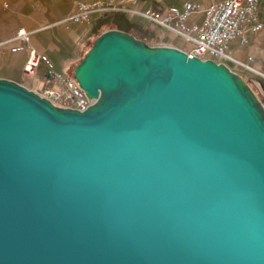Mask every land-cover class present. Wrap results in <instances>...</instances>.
<instances>
[{
  "label": "water",
  "instance_id": "water-1",
  "mask_svg": "<svg viewBox=\"0 0 264 264\" xmlns=\"http://www.w3.org/2000/svg\"><path fill=\"white\" fill-rule=\"evenodd\" d=\"M93 101L0 78V264H264V105L223 62L115 28Z\"/></svg>",
  "mask_w": 264,
  "mask_h": 264
},
{
  "label": "crops",
  "instance_id": "crops-1",
  "mask_svg": "<svg viewBox=\"0 0 264 264\" xmlns=\"http://www.w3.org/2000/svg\"><path fill=\"white\" fill-rule=\"evenodd\" d=\"M119 1L122 2L119 9L108 10L125 13L127 28L99 23V18L108 10L92 13L88 21H73L70 16L79 0H0V78L21 83L41 95L49 88H65L64 81L74 79V67L93 39L108 28L132 33L150 45L175 46L183 51L193 47V41L178 27L160 28L142 14L147 8L158 12L179 9L186 0ZM189 1L197 3L198 9L187 18L188 24L200 22L203 10L214 0ZM257 18L262 23L261 29L247 31L246 43H240L236 37L227 47V55L243 65L226 60L244 79H249L264 104V0H257ZM19 28L29 32L28 41L16 37ZM156 29L157 34L148 31ZM31 50L37 52L40 60L33 74L26 75L23 66Z\"/></svg>",
  "mask_w": 264,
  "mask_h": 264
},
{
  "label": "built area",
  "instance_id": "built-area-1",
  "mask_svg": "<svg viewBox=\"0 0 264 264\" xmlns=\"http://www.w3.org/2000/svg\"><path fill=\"white\" fill-rule=\"evenodd\" d=\"M121 1L102 0L94 3L77 2L70 19L76 22L88 21L95 12L108 9H119ZM198 9V4L189 0L183 2L179 9L158 12L151 8L145 9L142 14L154 25L172 29L178 27L180 32L194 43L193 47L185 51L189 56L202 59L211 58L231 59L234 63L242 64L237 59L227 55L229 43L239 37L240 43L248 41L247 31L261 29L262 23L257 18V0H214L204 10L200 22L187 23L186 20ZM16 37L28 41L29 32L19 28ZM40 56L31 50L23 66L26 75L33 74L38 65ZM65 88H49L43 96L62 106H69L79 110L85 109L92 99L88 98L74 79L64 81Z\"/></svg>",
  "mask_w": 264,
  "mask_h": 264
},
{
  "label": "rangeland",
  "instance_id": "rangeland-1",
  "mask_svg": "<svg viewBox=\"0 0 264 264\" xmlns=\"http://www.w3.org/2000/svg\"><path fill=\"white\" fill-rule=\"evenodd\" d=\"M97 1H102V0H79V2H84V3H89V2H91V3H93V2H97ZM117 1H119V0H117ZM121 5V4H120ZM123 21V22H120V21ZM99 23H106V24H116V25H119V26H122V27H124V28H127V26L125 25V23H128V21H127V17L125 16V13L123 14V13H119V12H116V11H110V10H108V11H106L105 12V14L103 15V16H101L100 18H99ZM143 26L146 28V29H149L148 27H147V25L146 24H143ZM150 33H152V34H157L158 33V30L156 29V30H154V32L153 31H150V30H148ZM129 33V32H128ZM130 34H132V33H130ZM133 35V34H132ZM95 39V38H94ZM94 39H93V41H94ZM93 41H92V43H93ZM92 45V44H91ZM91 47V46H90ZM89 47V48H90ZM218 62H223L226 66H228L232 71H234V72H236V73H238L237 71H236V69H235V67L234 66H232L231 65V63H229L226 59H220V61H218ZM239 74V73H238ZM251 87H252V89L255 91V93H256V95H257V97L259 98V100L262 102V97H260L259 96V94H257V92H256V90H255V87L251 84V82L249 81V79L248 80H246V79H244ZM262 104H263V102H262ZM264 105V104H263Z\"/></svg>",
  "mask_w": 264,
  "mask_h": 264
},
{
  "label": "trees",
  "instance_id": "trees-1",
  "mask_svg": "<svg viewBox=\"0 0 264 264\" xmlns=\"http://www.w3.org/2000/svg\"><path fill=\"white\" fill-rule=\"evenodd\" d=\"M99 34H100V33H99ZM99 34H98V35H99ZM98 35H97V36H98ZM143 40H145V39H143ZM148 44H149V43H148ZM87 51H88V50H87ZM87 51H86V52H87Z\"/></svg>",
  "mask_w": 264,
  "mask_h": 264
},
{
  "label": "bare ground",
  "instance_id": "bare-ground-1",
  "mask_svg": "<svg viewBox=\"0 0 264 264\" xmlns=\"http://www.w3.org/2000/svg\"><path fill=\"white\" fill-rule=\"evenodd\" d=\"M97 37V36H96ZM216 61V60H215ZM255 92V91H254Z\"/></svg>",
  "mask_w": 264,
  "mask_h": 264
}]
</instances>
